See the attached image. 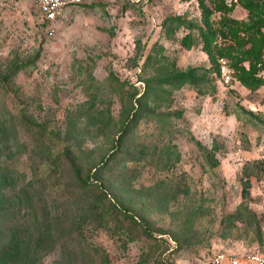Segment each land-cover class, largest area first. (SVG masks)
Wrapping results in <instances>:
<instances>
[{
    "label": "rangeland",
    "instance_id": "374dc122",
    "mask_svg": "<svg viewBox=\"0 0 264 264\" xmlns=\"http://www.w3.org/2000/svg\"><path fill=\"white\" fill-rule=\"evenodd\" d=\"M64 1L49 21L37 0H0V264L264 252V83L244 86L235 68L264 77V26L256 41L245 30L264 0ZM199 28L213 33L212 58ZM191 67L195 84L167 81ZM137 107L151 114L116 143ZM70 160L139 223L89 211Z\"/></svg>",
    "mask_w": 264,
    "mask_h": 264
},
{
    "label": "trees",
    "instance_id": "16d2710c",
    "mask_svg": "<svg viewBox=\"0 0 264 264\" xmlns=\"http://www.w3.org/2000/svg\"><path fill=\"white\" fill-rule=\"evenodd\" d=\"M252 1V0H251ZM253 2V1H252ZM250 3L251 5L255 6L254 3ZM174 19L179 20L177 17ZM223 24L228 28L229 32L234 33L236 35V30L238 29L237 24L233 19L224 20ZM261 26H264V20L259 19L258 21H251L249 23L245 24V30L249 31L250 37L249 39L256 41L257 39V31ZM199 36L201 37L202 42V48L203 50L208 54L210 58H212L213 55V46H214V37L213 33L209 31L207 28L202 29L199 28ZM188 39L189 41L192 40L191 36H188V34H185L183 37V41ZM263 40V38L260 39V41ZM188 41V42H189ZM249 54H255L257 55V58L260 59V51L259 49H252L248 51ZM236 68V76L244 86L247 87H254L256 85L264 83V77H258L256 75V70L254 67H250L249 69H245L241 65H235ZM197 67H191L186 72L178 73L170 80H167L169 83L173 84L175 87L181 86L183 84L189 83V84H195L198 80L197 78ZM219 71V70H218ZM145 114H151L150 111L142 109L141 107H137L131 111V113L126 117V119L121 124L119 135L116 139V143H120L122 138L126 137L128 134H130L135 124L138 120H140ZM162 114L165 117L169 116L170 113L163 112L158 113ZM119 144L115 145V148H113L112 152L107 156L105 161L101 162L103 166H106L110 159H112L116 153V147H118ZM115 151V153H114ZM51 153L53 157H55V160L58 161L60 159V154L56 150H51ZM68 152H66V155ZM70 165L73 168L74 174L76 178L78 179V186L86 191H93V198L90 202L89 211L92 213H104L110 215L111 213L119 214L121 215L122 219H125L132 224L139 223L135 217V215L132 214L130 209L125 207L124 205H120L116 201H111L108 192L104 189L102 184L100 182L96 183L94 181H89V179L81 178L79 175V169L74 165L73 161L70 160ZM143 232L146 236L152 237L151 233L148 229L145 227L143 228ZM259 252V251H258Z\"/></svg>",
    "mask_w": 264,
    "mask_h": 264
},
{
    "label": "built area",
    "instance_id": "2783aa9c",
    "mask_svg": "<svg viewBox=\"0 0 264 264\" xmlns=\"http://www.w3.org/2000/svg\"><path fill=\"white\" fill-rule=\"evenodd\" d=\"M42 13L49 21L56 19L65 4L64 0H37ZM220 81L225 84L232 83L234 77L229 63L224 57L218 61ZM209 264H264V252H246L242 254H232L218 252L210 260Z\"/></svg>",
    "mask_w": 264,
    "mask_h": 264
}]
</instances>
